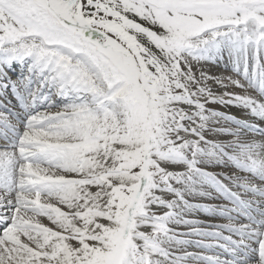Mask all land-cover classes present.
Listing matches in <instances>:
<instances>
[{"label": "snow or ice", "instance_id": "snow-or-ice-1", "mask_svg": "<svg viewBox=\"0 0 264 264\" xmlns=\"http://www.w3.org/2000/svg\"><path fill=\"white\" fill-rule=\"evenodd\" d=\"M247 44L264 0H0V264H152L139 220L186 160L192 58Z\"/></svg>", "mask_w": 264, "mask_h": 264}, {"label": "rangeland", "instance_id": "rangeland-1", "mask_svg": "<svg viewBox=\"0 0 264 264\" xmlns=\"http://www.w3.org/2000/svg\"><path fill=\"white\" fill-rule=\"evenodd\" d=\"M239 50H241V53ZM224 51L226 52V55L224 54L223 56V60H225L224 66L219 65L217 62H211L210 51L205 52V54L195 55L192 58L194 67L187 74V78L184 81L189 91L195 93L194 101L197 104L199 103L195 108L187 109L182 107L189 115L183 120L182 125H178L179 134L184 137L187 145L184 149L186 156L184 161L188 166H185V168L173 166L170 164L168 157L162 160L158 173L154 174L155 180L146 204V215L139 220L140 227L147 238L144 246L150 253L152 264H210L204 260V257L216 256L225 258L222 253L215 251L216 249H209L200 243L214 245L215 242H220L224 247L238 251L236 245L240 246L238 241L241 239L250 244L253 243L254 245H251L252 248L257 247L255 246L257 241L255 240L256 242H254L249 239L251 233L248 237L242 239L238 232L229 230L222 225L200 223L199 221L196 225L195 222H186L184 220L187 218V220L229 221L230 218L217 214L216 210H219V212L223 210L224 212L238 215L239 212L237 213V211L241 210V206H235L237 204L232 202L231 197L234 193H241V196L247 195L252 200L254 198L258 200L260 198L264 199V196L262 197L259 193H247L244 191L245 188L243 186L234 184L239 181L246 182L249 179L247 184H252L249 177L252 174H249L247 169L249 166L251 168L259 166L261 169L259 178L264 179V167L260 165L259 161L253 166L250 159L254 153L259 156V150L262 147L261 145H263V143L261 145L260 143L261 141L264 142L261 136H264V133L242 126L237 120H231L225 116V113H237L248 118L254 115L257 118L264 119V97L257 94V90H255L259 84L258 82L249 81L250 76H253L254 72L258 71V66L264 65V47L256 44H247L241 48H229L224 49ZM263 69L259 73L262 72L264 75ZM258 75L257 72L256 76ZM235 82L243 84L244 87H236ZM210 83H216L217 86H212ZM184 99L188 100L186 96ZM221 109H224V111L220 112ZM232 127H238L240 130L237 132L226 131ZM184 128H194L195 132H184ZM250 133L254 135L250 136ZM193 136L196 138V140L194 138L195 142L190 139ZM233 138H239V142L238 140H232ZM253 138L254 144L250 145L253 142ZM223 139L231 140L222 143ZM236 141L238 143L234 144ZM229 162L234 165H230ZM216 193L219 196H216ZM263 204L264 201L261 205ZM198 205H205L207 210L200 211ZM261 208H264V205ZM240 212H244V210ZM260 216L261 219L264 218L262 213ZM147 220H157L166 228L146 229L144 227ZM234 220L232 219L233 222ZM238 221L239 223H234L245 226V229L252 232V236H260L261 228L258 229V226L255 228V224H253V228H248V226H252L249 225L252 224L250 219L241 218ZM192 228L200 230L193 234L183 232V230ZM224 236L233 239L234 242L236 241L235 244H233L234 242H228V240L224 239ZM186 243L190 244L187 252L193 254L179 258V262L174 261L175 258H178L173 256L176 253V249ZM149 245L157 246L159 249L152 250ZM214 247L219 249L218 246L214 245ZM254 252L255 250H251V253ZM222 263L228 264L225 260H222Z\"/></svg>", "mask_w": 264, "mask_h": 264}, {"label": "bare ground", "instance_id": "bare-ground-1", "mask_svg": "<svg viewBox=\"0 0 264 264\" xmlns=\"http://www.w3.org/2000/svg\"><path fill=\"white\" fill-rule=\"evenodd\" d=\"M226 50V49H225ZM241 50H239V52H240ZM209 52V51H208ZM238 51H237V53H239ZM210 53H211V56H212V63L213 62H217L219 65H221V66H224L225 64H224V61L225 60H223V56H224V54L226 53L225 51H224V49L221 51V50H219V51H210ZM241 53V52H240ZM198 55H201V54H205V52H199V53H197ZM196 54V55H197ZM227 54H228V52H227ZM226 55V54H225ZM206 56V55H205ZM239 57V56H238ZM252 59H254L255 60V58L254 57H252ZM235 61V60H234ZM207 62V61H206ZM231 62V61H230ZM209 63V62H208ZM235 63V62H234ZM208 65V64H207ZM209 67V66H208ZM245 67V66H244ZM211 68V67H210ZM264 68V65H260V66H258V71H255L254 72V75L253 76H250V79H249V81L250 82H258V84H259V88H258V90H257V94H259V95H263L264 96V75H263V73L262 72H260L259 73V71H261V69H263ZM264 70V69H263ZM208 72H210V71H208ZM258 72V76H256V73ZM17 74V73H16ZM15 78V77H14ZM221 78V77H220ZM220 83V82H219ZM212 86H217V84L216 83H210ZM221 87V86H220ZM211 88V87H210ZM213 89V88H212ZM217 90V89H216ZM256 90V89H255ZM258 91H260V93L258 92ZM237 103V102H236ZM235 103V104H236ZM241 103V102H240ZM199 104V103H198ZM197 102L195 101V103H193L192 101H189V100H185L184 99V104L183 105H181V107H184V108H187V109H190V108H195L197 105ZM238 104V103H237ZM228 105V104H227ZM223 112L224 111V109H221L220 110V112ZM226 111H227V109H226ZM219 112V113H220ZM244 113V112H243ZM225 116H227L229 119H231V120H237L242 126H245V127H249L250 129H254V130H259V131H261V132H263L264 133V119L262 118H257V117H255L254 115H252L253 117H244V116H242V115H240V114H229V113H225ZM226 117V118H227ZM232 131V132H237V131H239L240 129L237 127V128H229L228 130H226V131ZM250 136H253L254 134H249ZM261 135V134H260ZM190 138V137H189ZM194 136L192 137V138H190V139H193V141L195 142V140H196V138H195V140H194ZM261 138H263L264 139V136L262 135L261 136ZM229 141V140H231V139H223L222 141V143H225L224 141ZM232 140H238V142H239V138H233ZM191 141V140H190ZM192 142V141H191ZM237 141L236 142H234V144L235 143H238ZM263 143V145H261ZM251 144H254V138H253V142L252 143H250V145ZM260 145L261 146H264V142H262L261 141V143H260ZM231 153V152H230ZM228 154V153H227ZM225 157V156H224ZM218 159H220V158H218ZM224 159V158H223ZM234 159V158H233ZM168 160H169V162H170V164L171 165H173V166H179L180 168H185V166H188L187 165V163L184 161V159H182V158H180L179 156H176V155H172V156H170V157H168ZM207 160V159H206ZM212 160V159H211ZM217 160V159H216ZM227 161V160H226ZM229 161V160H228ZM238 161V160H237ZM236 161V162H237ZM217 162H219V161H217ZM227 163V162H226ZM230 163V162H229ZM229 165V164H228ZM230 165H234L233 163H230ZM229 165V166H230ZM242 165V164H241ZM243 166H246V165H243ZM248 166V165H247ZM245 168H247V167H245ZM248 170H249V174L251 173L252 175L251 176H249L250 178H251V182L250 183H252L251 185L248 183L247 184V182H249V180H247L246 182H241V181H239V182H236V183H234V184H237V185H240V186H243V188H245V192H256V193H262L261 194V196L263 197L264 196V179H262V178H259V173L261 172V169H260V167L259 166H257V167H255V168H251V166H249L248 168H247ZM226 174V173H225ZM218 175V174H217ZM246 176H248V175H246ZM255 184H257V185H255ZM235 186V185H234ZM220 188V187H219ZM232 190V189H231ZM220 191V190H219ZM230 193H232V192H230ZM246 193V194H247ZM241 193H234L233 195V200L235 199V201H233L232 200V202H234V203H236L237 205H235V206H238L239 204H246V205H248L249 203H247V202H245V200L246 199H250V198H248V196L246 195H243V196H241L240 195ZM228 195H229V193H228ZM216 196H219L217 193H216ZM231 196V195H230ZM259 196V195H258ZM217 198V197H216ZM232 198V197H231ZM258 198V197H257ZM252 200V199H251ZM254 200H258V199H255L254 198ZM263 201H264V199L263 198H260V200H258V202H255V205L254 204H251L252 205V207H251V205H250V208H249V212L248 213H246V208L244 209V212H240V211H237V210H235V211H237V213L239 212V214L238 215H236L235 213H232L231 214V212L230 213H228V212H224L223 210H220V212H219V210H216L217 212V214H222V215H224V216H226V217H228V218H230V220L229 221H219V222H215L214 220H209V219H188L187 220V218L186 219H184V220H186V222H195L196 223V225H197V222L199 221L200 223L201 222H205V223H209V224H212V223H215V224H218V225H222V226H224V227H226L227 229H229V230H233V231H236V232H238V234L241 236V238L242 239H245L246 237H248L249 236V234L251 235V236H249V239H251V240H253L254 242H256V244H255V246H257V248H256V253L254 254V256H249V254H250V251L247 249V247H249V245H254L253 243L252 244H250L249 242H245V240H241L240 239V241H238L239 242V244H240V246H237L236 245V247L238 248V251H236L235 253L233 252V250H230L229 248H226V247H224L220 242H215L214 243V245L215 246H218L219 247V249H217V248H215L214 247V245H210V244H208V243H200V242H197V243H200L201 245H203L204 247H207V248H209V249H216L215 251H218V252H220V253H222L223 254V256H225V258H223V257H204V260H206L207 262H209L210 264H223L222 263V260H225V261H227L228 262V264H261V258H260V256H259V248H258V243H259V241H260V239L262 238V237H264V218H262L261 219V216H260V218H259V216L258 215H256V212H258L257 214H260V213H262L263 215H264V208H261V206H263V205H261V203H263ZM219 204V203H218ZM225 204V203H224ZM224 204H222V205H224ZM259 204H260V206H259ZM227 205V204H226ZM201 206V207H200ZM198 205V207H199V210L200 211H204V209H206V207H205V205ZM228 206H230V205H228ZM240 207V206H239ZM231 208H233L232 206H231ZM235 208V207H234ZM207 210V209H206ZM205 210V211H206ZM242 213H246V214H242ZM244 217H250V218H252V220L254 221V222H259L258 223V229H260L261 228V234H260V236L259 237H256V236H252V232H249L247 229H245L244 227L245 226H240V225H237V223H239V221L238 220H241V218L242 219H244ZM232 219L234 220V219H237V220H234V222H237L236 224L232 221ZM253 223V222H252ZM145 227L144 228H146V229H150V230H155L156 228H166V226H164V225H161L157 220H147L146 222H145ZM250 225V224H249ZM249 227H251V228H253L254 227V225L252 224V226H248V228ZM168 230V229H167ZM198 230H200V229H198V228H192V229H189V230H183V232H185V233H190V234H193L194 232H196V231H198ZM258 231V230H257ZM255 234V233H254ZM256 235V234H255ZM219 236V235H218ZM222 237H223V235H222ZM257 238V239H256ZM224 239H226V240H228V242H234V240L233 239H230V238H228L227 236H224ZM256 240V241H255ZM192 242V241H191ZM236 242V241H235ZM235 242L233 243V244H235ZM188 245H190L189 243H186L184 246H182V247H179L178 249H176V253L173 255V256H175V257H178V258H175L174 259V261H178L179 262V258H181V257H183V256H185V255H192L193 253H191V252H187V250L189 249L188 248ZM192 245V244H191ZM149 248L150 249H152V250H158L159 248L157 247V246H150L149 245ZM160 250H162V249H160ZM170 253V252H169Z\"/></svg>", "mask_w": 264, "mask_h": 264}]
</instances>
